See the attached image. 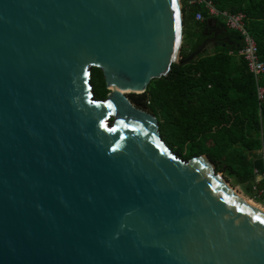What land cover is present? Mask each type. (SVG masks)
Returning a JSON list of instances; mask_svg holds the SVG:
<instances>
[{
    "label": "water",
    "instance_id": "1",
    "mask_svg": "<svg viewBox=\"0 0 264 264\" xmlns=\"http://www.w3.org/2000/svg\"><path fill=\"white\" fill-rule=\"evenodd\" d=\"M208 27L185 62L242 46ZM183 29L182 0H0V264H264V214L127 96L182 63Z\"/></svg>",
    "mask_w": 264,
    "mask_h": 264
},
{
    "label": "trees",
    "instance_id": "2",
    "mask_svg": "<svg viewBox=\"0 0 264 264\" xmlns=\"http://www.w3.org/2000/svg\"><path fill=\"white\" fill-rule=\"evenodd\" d=\"M212 1L221 10L246 14L264 62V0ZM182 4V63H173L170 73L152 80L142 94L127 96L157 116L161 137L175 154L186 160L205 155L217 172H226L242 184L255 182L259 171L264 189V100L259 97L257 80L239 54L240 48L213 45L185 62L206 39L208 19L196 21L198 8L189 6L187 0ZM219 23L228 29L222 37L239 44L237 31ZM92 82L96 99L105 100L110 91L101 69H93ZM247 189L254 194L252 184Z\"/></svg>",
    "mask_w": 264,
    "mask_h": 264
},
{
    "label": "built area",
    "instance_id": "3",
    "mask_svg": "<svg viewBox=\"0 0 264 264\" xmlns=\"http://www.w3.org/2000/svg\"><path fill=\"white\" fill-rule=\"evenodd\" d=\"M188 1L190 5H197L204 8V11H199L196 14L197 21L204 22L207 17L215 18L223 16L226 19L227 27L237 31L241 39L240 42L242 43L239 54L248 63L250 72L253 74L255 80H257L259 97L261 100H264V62L260 58L258 43L247 26L246 14L244 12L230 13L221 10L211 0ZM204 12H206V15ZM256 175L257 179L254 186V193L257 198L264 199V189L260 186L262 175L259 171H256Z\"/></svg>",
    "mask_w": 264,
    "mask_h": 264
},
{
    "label": "bare ground",
    "instance_id": "4",
    "mask_svg": "<svg viewBox=\"0 0 264 264\" xmlns=\"http://www.w3.org/2000/svg\"><path fill=\"white\" fill-rule=\"evenodd\" d=\"M202 161L204 165L207 167V169L210 171L211 174L214 175L215 179L230 193H232L234 196H236L238 199L242 200L244 203H246L251 208L255 209L256 211L264 214V206L261 204L248 199L243 194H240L237 190H235L232 186H230L223 178L222 176H218L215 172L214 166L211 162H209L205 157L202 158Z\"/></svg>",
    "mask_w": 264,
    "mask_h": 264
},
{
    "label": "rangeland",
    "instance_id": "5",
    "mask_svg": "<svg viewBox=\"0 0 264 264\" xmlns=\"http://www.w3.org/2000/svg\"><path fill=\"white\" fill-rule=\"evenodd\" d=\"M219 21L221 22H225V17L220 16ZM215 172L216 174H218V176H222V178L230 185L232 186L235 190H237L240 194H243L244 196H246L248 199L253 200L259 204H261L262 206H264V200L263 202L259 201V198L256 197V194L254 193L253 195H250L248 193V187L250 186V184H252V186H255L256 181L251 182L249 184H242L239 182V180H236L234 177L229 176L226 172H217L216 167H215Z\"/></svg>",
    "mask_w": 264,
    "mask_h": 264
},
{
    "label": "crops",
    "instance_id": "6",
    "mask_svg": "<svg viewBox=\"0 0 264 264\" xmlns=\"http://www.w3.org/2000/svg\"><path fill=\"white\" fill-rule=\"evenodd\" d=\"M212 1V0H211ZM213 2V1H212ZM187 3H188V5L189 6H192V7H195V8H198V10H197V12H196V14L199 12V11H204V8L203 7H201V6H197V5H190L189 4V1L187 0ZM214 3V2H213ZM215 4V3H214ZM216 6V5H215ZM217 7V6H216ZM220 9V8H219ZM224 11H227V12H229L228 10H224ZM239 12H242V11H239ZM230 13H234V12H230ZM196 14H195V20H196ZM204 14L206 15V12H204ZM217 20H218V24H220L219 23V18H220V16L219 17H215ZM207 19L209 20V19H213V18H211V17H207ZM206 19V20H207ZM205 20V21H206ZM197 21V20H196ZM204 21V22H205ZM199 22V21H198ZM225 24H226V19H225V22H224ZM227 26V25H226ZM230 29V28H229ZM207 35V34H206ZM222 37V36H221Z\"/></svg>",
    "mask_w": 264,
    "mask_h": 264
},
{
    "label": "flooded vegetation",
    "instance_id": "7",
    "mask_svg": "<svg viewBox=\"0 0 264 264\" xmlns=\"http://www.w3.org/2000/svg\"><path fill=\"white\" fill-rule=\"evenodd\" d=\"M211 33H212V28L211 27H207L206 34H208V35H206V38H213L214 35L211 34Z\"/></svg>",
    "mask_w": 264,
    "mask_h": 264
},
{
    "label": "snow or ice",
    "instance_id": "8",
    "mask_svg": "<svg viewBox=\"0 0 264 264\" xmlns=\"http://www.w3.org/2000/svg\"><path fill=\"white\" fill-rule=\"evenodd\" d=\"M259 219V218H258Z\"/></svg>",
    "mask_w": 264,
    "mask_h": 264
}]
</instances>
